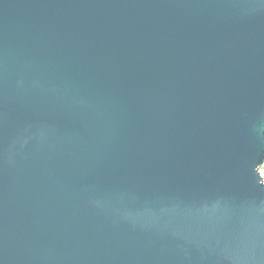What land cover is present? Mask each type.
Here are the masks:
<instances>
[{
  "label": "water",
  "instance_id": "obj_1",
  "mask_svg": "<svg viewBox=\"0 0 264 264\" xmlns=\"http://www.w3.org/2000/svg\"><path fill=\"white\" fill-rule=\"evenodd\" d=\"M264 0H0V264H264Z\"/></svg>",
  "mask_w": 264,
  "mask_h": 264
},
{
  "label": "rangeland",
  "instance_id": "obj_2",
  "mask_svg": "<svg viewBox=\"0 0 264 264\" xmlns=\"http://www.w3.org/2000/svg\"><path fill=\"white\" fill-rule=\"evenodd\" d=\"M262 175L264 176V171L262 172Z\"/></svg>",
  "mask_w": 264,
  "mask_h": 264
}]
</instances>
